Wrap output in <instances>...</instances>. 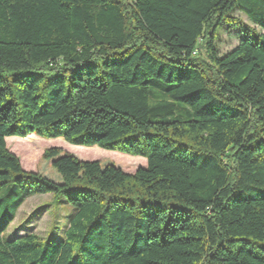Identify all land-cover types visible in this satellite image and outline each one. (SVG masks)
Masks as SVG:
<instances>
[{"label": "trees", "instance_id": "obj_1", "mask_svg": "<svg viewBox=\"0 0 264 264\" xmlns=\"http://www.w3.org/2000/svg\"><path fill=\"white\" fill-rule=\"evenodd\" d=\"M31 135L146 165L26 172L5 139ZM0 192V264H264V0H0ZM46 194L63 238H6Z\"/></svg>", "mask_w": 264, "mask_h": 264}, {"label": "rangeland", "instance_id": "obj_2", "mask_svg": "<svg viewBox=\"0 0 264 264\" xmlns=\"http://www.w3.org/2000/svg\"><path fill=\"white\" fill-rule=\"evenodd\" d=\"M233 16L240 18L246 26L254 28L246 16L238 12H234ZM255 30L259 31L256 27ZM241 35V32L231 31L227 34L225 30H221L216 40L220 55L229 53L237 45L236 38ZM5 144L7 150L18 159L21 168L26 172H34L42 153L51 148L63 149L79 161L111 160L126 174H133L137 169L145 168L146 165L145 159L140 157L110 152L97 147L72 146L62 139H42L31 135L29 138H6ZM73 212V208L65 199L54 200L50 194L31 196L17 210L13 222L5 232V237L14 239L32 233L42 239H57L56 236L63 238L65 225Z\"/></svg>", "mask_w": 264, "mask_h": 264}]
</instances>
